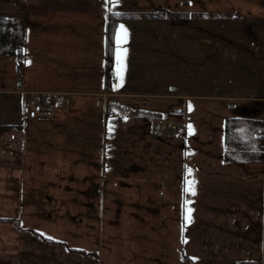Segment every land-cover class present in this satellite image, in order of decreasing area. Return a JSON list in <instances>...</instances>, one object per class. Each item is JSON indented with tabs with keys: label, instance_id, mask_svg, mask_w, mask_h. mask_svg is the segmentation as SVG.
I'll return each instance as SVG.
<instances>
[{
	"label": "crops",
	"instance_id": "0c3cea01",
	"mask_svg": "<svg viewBox=\"0 0 264 264\" xmlns=\"http://www.w3.org/2000/svg\"><path fill=\"white\" fill-rule=\"evenodd\" d=\"M134 1L0 0L25 33L22 67L0 54V264H264V150L226 141L264 118V0ZM157 10L120 21L115 57L123 22H157L168 93L107 90L108 14ZM32 92L66 101L31 119Z\"/></svg>",
	"mask_w": 264,
	"mask_h": 264
},
{
	"label": "rangeland",
	"instance_id": "374dc122",
	"mask_svg": "<svg viewBox=\"0 0 264 264\" xmlns=\"http://www.w3.org/2000/svg\"><path fill=\"white\" fill-rule=\"evenodd\" d=\"M146 1L148 2V0H144V2ZM134 2V0H129L127 6H136ZM155 23L157 22L150 20L146 22L126 21L122 23L123 38H121L120 45L121 61L117 56L115 57L114 71H116V74L113 73L112 80L114 86L119 82V79L121 84V77L125 75V79L129 77V84L130 79L133 78L143 81V83H139L137 86L131 83L129 89L133 88L143 91L153 88L155 90L154 93H158V91L165 89L166 93H168L167 46L155 43L156 40L152 34L157 32L155 30L156 27L159 26L157 24L155 25ZM125 84L128 83L125 81L124 86ZM113 98H115L114 95L108 96V108L111 107L110 100ZM167 110L163 111L162 114L158 111H154V114H152V119H154L153 122L158 119H165L167 122L171 121L173 124V126L167 127V129L161 133L162 135L175 133V129L178 128L177 126H181L180 122L173 119L179 116V113L174 112L172 106ZM259 116L261 115L253 114L243 116V120L239 122L240 127L238 132L242 139L239 146L241 149H249L252 145H255L256 150H264V140H255L253 138L257 131L258 133H263L261 132V128L264 126V118L262 119ZM249 119H251V121ZM256 119H258V121Z\"/></svg>",
	"mask_w": 264,
	"mask_h": 264
},
{
	"label": "trees",
	"instance_id": "16d2710c",
	"mask_svg": "<svg viewBox=\"0 0 264 264\" xmlns=\"http://www.w3.org/2000/svg\"><path fill=\"white\" fill-rule=\"evenodd\" d=\"M165 10H157L152 12H110L108 14L107 21V54H106V89L113 90V71L115 64V35L118 25L121 20L128 18H163L168 17V13ZM24 43L25 33L24 27L21 21L15 17L7 15H0V54L14 55L17 58L19 67L24 64ZM111 107L108 108L111 111L115 104L110 103ZM174 114V112H173ZM243 118L237 120H230L227 123L226 141L228 143V149L234 143L238 145L242 141L239 135L238 129L240 127L239 122ZM251 121V119H249ZM258 121V119H256ZM264 122V121H263ZM262 129V130H261ZM261 132H264V126L261 128ZM233 143V144H232Z\"/></svg>",
	"mask_w": 264,
	"mask_h": 264
},
{
	"label": "built area",
	"instance_id": "2783aa9c",
	"mask_svg": "<svg viewBox=\"0 0 264 264\" xmlns=\"http://www.w3.org/2000/svg\"><path fill=\"white\" fill-rule=\"evenodd\" d=\"M66 96L63 93L49 92L46 94L40 92L30 93L28 99L23 104V113L31 119H41L51 117L52 111L57 106L63 105ZM173 126L171 121L158 119L153 122L152 133L159 135L164 132L167 127Z\"/></svg>",
	"mask_w": 264,
	"mask_h": 264
},
{
	"label": "water",
	"instance_id": "95a60500",
	"mask_svg": "<svg viewBox=\"0 0 264 264\" xmlns=\"http://www.w3.org/2000/svg\"><path fill=\"white\" fill-rule=\"evenodd\" d=\"M174 111L177 112V113L182 112V108H181V107H176V108L174 109Z\"/></svg>",
	"mask_w": 264,
	"mask_h": 264
}]
</instances>
